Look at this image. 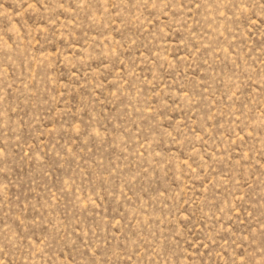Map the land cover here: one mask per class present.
I'll use <instances>...</instances> for the list:
<instances>
[{"label": "rangeland", "instance_id": "1", "mask_svg": "<svg viewBox=\"0 0 264 264\" xmlns=\"http://www.w3.org/2000/svg\"><path fill=\"white\" fill-rule=\"evenodd\" d=\"M0 264H264V0H0Z\"/></svg>", "mask_w": 264, "mask_h": 264}]
</instances>
